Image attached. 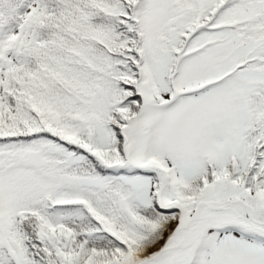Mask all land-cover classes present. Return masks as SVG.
Here are the masks:
<instances>
[{
    "label": "snow or ice",
    "instance_id": "1",
    "mask_svg": "<svg viewBox=\"0 0 264 264\" xmlns=\"http://www.w3.org/2000/svg\"><path fill=\"white\" fill-rule=\"evenodd\" d=\"M0 264H264V0H0Z\"/></svg>",
    "mask_w": 264,
    "mask_h": 264
}]
</instances>
